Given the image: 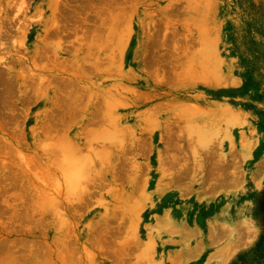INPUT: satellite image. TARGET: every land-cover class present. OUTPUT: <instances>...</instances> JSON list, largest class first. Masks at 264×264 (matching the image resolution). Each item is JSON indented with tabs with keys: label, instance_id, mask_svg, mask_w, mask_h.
<instances>
[{
	"label": "rangeland",
	"instance_id": "374dc122",
	"mask_svg": "<svg viewBox=\"0 0 264 264\" xmlns=\"http://www.w3.org/2000/svg\"><path fill=\"white\" fill-rule=\"evenodd\" d=\"M0 90V264H264V0H0Z\"/></svg>",
	"mask_w": 264,
	"mask_h": 264
},
{
	"label": "bare ground",
	"instance_id": "6f19581e",
	"mask_svg": "<svg viewBox=\"0 0 264 264\" xmlns=\"http://www.w3.org/2000/svg\"><path fill=\"white\" fill-rule=\"evenodd\" d=\"M60 1H61V0H60ZM19 2H21V1H19ZM57 2H58V1H56V3H57ZM22 3H23V2H22ZM22 3H21V4H22ZM23 5H24V4H23ZM56 5L58 6L59 4H56ZM26 10H27V9H26ZM55 10H56V9H55ZM54 13H55V12H54ZM118 22H120V21H118ZM109 24H110V23H109ZM112 27H113V26H112ZM105 28H106V27H105ZM117 28H118V27H117ZM202 30H203V29H202ZM116 31H117V30H116ZM23 32H25V31H23ZM105 32H106V31H105ZM202 32H203V31H202ZM126 33H127V32H126ZM203 33H204V32H203ZM105 34H106V33H105ZM119 34H120V33H119ZM114 35H115V34H114ZM115 37H116V36H115ZM124 37H126V35H125ZM41 39H42V38H41ZM198 39H199V38H198ZM21 40H22V38H21ZM105 40H106V39H105ZM125 40H126V39H125ZM98 41H99V40H98ZM210 41H211V40H209V42H210ZM207 42H208V41H207ZM211 42H212V41H211ZM120 43H121V42H120ZM207 44H208V43H207ZM196 53H197V52H196ZM209 54H210V53H209ZM216 70H217V69H216ZM100 72H101V71H100ZM124 74H125V72H124ZM116 75H117V74H116ZM122 75H123V74H122ZM123 76H124V75H123ZM1 82H2V81H1ZM122 86H123V85H122ZM3 87H4V86H3ZM0 91H1V90H0ZM8 91H9V90H8ZM6 92H7V91H6ZM2 93H3V90H2ZM9 94H11V93H9ZM198 96H199V95H198ZM201 97H202V96H201ZM7 99H9V98H7ZM204 99H205V98H204ZM212 104H213V103H212ZM193 105H194V104H193ZM197 105H198V104H197ZM213 106H214V105H213ZM220 106H221V105H220ZM193 107H194V106H193ZM199 107H201V106H199ZM202 107L204 108V105H203ZM205 107H206V106H205ZM223 108L225 109V107H223ZM223 108H222V109H223ZM115 109H116V108H115ZM206 109H208V108H206ZM211 109H212V108H211ZM213 109H214V108H213ZM218 109H219V108H218ZM220 109H221V108H220ZM226 109H228V107H226ZM197 110H198V109H197ZM197 110H196V111H197ZM201 110H202V109H201ZM115 111H116V110H115ZM207 111H208V110H207ZM197 112H198V111H197ZM231 112H232V110L230 111V113H231ZM115 113H117V112H114V114H115ZM198 114H199V113H198ZM119 115H120V114H119ZM192 115H194V114H192ZM199 116H200V115H199ZM118 117H120V116H118ZM214 117H215V116H214ZM200 118H201V117H200ZM220 118H221V117H220ZM198 119H199V118H198ZM216 119H217V118H216ZM224 119H225V118H224ZM228 119H230V118H228ZM81 120H82V119H81ZM81 120H80V121H81ZM102 120H103V119H102ZM106 120H107V118H106ZM86 121H89V120H86ZM110 121H111L112 124H113V119L110 120ZM221 121H223V120H221ZM89 122H90V121H89ZM198 122H199V121H198ZM208 122H209V121H208ZM86 123L88 124V122H86ZM108 123H109V122H108ZM212 123H213V121H212ZM212 123H211V124H212ZM110 124H111V123H110ZM112 124H111V125H112ZM79 125H80V124H79ZM82 125H83V124H82ZM85 125H86V124H85ZM85 125H84V126H85ZM212 126H213V125H212ZM111 129H112V128H111ZM204 129H205V128H204ZM207 129H209V128H207ZM103 131H104V130H103ZM72 132H73V131H72ZM112 132H113V131H112ZM105 134H106V133H105ZM105 134H104V132H103V135H105ZM100 135H101V134H100ZM100 135H99V136H100ZM103 135H102V136H103ZM115 135H116V134H115ZM117 135H118V134H117ZM119 136H120V135H119ZM100 138H101V137H100ZM195 140H196V139H195ZM66 142H67V141H66ZM104 142H105V141H104ZM104 142H103V143H104ZM115 143H118V142H115ZM115 143H114V144H115ZM106 144H107V143H106ZM119 144H120V143H119ZM59 145H60V144H59ZM59 145H57V146H59ZM61 145H62V144H61ZM68 145H69V143H68ZM68 145H67V146H68ZM108 145H109V144H108ZM64 146H65V145H64ZM64 146H63V147H64ZM106 146H107V145H106ZM60 147H61V146H60ZM107 147H108V146H107ZM61 148H62V147H61ZM64 148H65V147H64ZM71 148H72V147H71ZM83 148H84V147H83ZM86 148H87V147H86ZM68 149H70V148H68ZM68 149H67V150H68ZM98 149H99V148H98ZM98 149H97V150H98ZM104 150H105V149H104ZM107 150H108V149H107ZM91 151H93V150H91ZM105 152H106V151H105ZM67 153H68V152H67ZM82 153H83V152H82ZM86 153H87V152H86ZM86 153H85V154H86ZM97 153H98V152H97ZM92 154H93V153H92ZM67 155H68V157H69L70 154H67ZM73 155H74V154H73ZM78 155H81V154H78ZM86 155H87V154H86ZM71 156H72V155H70V157H71ZM101 156H102V155H101ZM62 157H63L62 160H63V162H64V159L66 160V157L64 158V155H63ZM70 157H69V158H70ZM76 157H78V156H76ZM86 157H87V156H86ZM86 157H84V158H86ZM89 157H90V156H89ZM95 157H96V156H95ZM69 158L67 159V161L71 160L73 163H76V162L78 161V158H79V157L77 158V161H75L74 159H76V158H74V156H73L74 159H73V158H72V159H73L75 162H74L71 158H70V159H69ZM84 158H83V164H82V165L84 166V169H86V168H85V165H86L85 163H86V162L84 163V160H85ZM81 159H82V158H81ZM81 159H80V160H81ZM89 159H90V158H89ZM103 159H104V158H103ZM164 159H165V158H164ZM95 160H96V159H95ZM105 160H107V159H105ZM162 160H163V159H162ZM166 160H167V159H166ZM71 161H70V162H71ZM168 161H169V160H168ZM163 162H165V160H164ZM169 162H171V161H169ZM68 163H69V162H68ZM165 163H166V162H165ZM77 164H78V166H80V165H79V164H80L79 161L76 163V166H77ZM103 164H104V163H103ZM103 164H102V165H103ZM169 164H170V163H169ZM104 165H105V164H104ZM196 165H197V164H196ZM72 166L75 167V164L72 165ZM78 166L76 167V170L78 171V169H79V171L81 172L82 169H80V167H82V166H80V167H78ZM70 167H71V166H70ZM70 167H69V170H71ZM183 168H184V167H183ZM89 169H90V168H89ZM56 170H57V169H56ZM72 170H73V169H72ZM76 170H75V172H76ZM183 170H185V169H183ZM79 171H78V172H79ZM82 171H84V170H82ZM67 172H70V171H67ZM73 172H74V170H73ZM80 172H79V174H80ZM84 172H85V171H84ZM71 173H72V172H71ZM61 174H62V173H61ZM67 174H68V173H67ZM67 174H65V175L67 176ZM73 174L76 175L77 173H73ZM81 174L84 175L83 172H82ZM81 174H80V175L77 174V175H76V178H77V179H78V178L81 179ZM71 175H72V174H71ZM69 176H70V175H69ZM77 176H80V177H77ZM82 177H83V176H82ZM68 178H69V177H68ZM71 178H72V177H71ZM71 178H70V179H71ZM66 179H67V178H66ZM70 179H69V180H70ZM67 180H68V179H67ZM71 180H73V179H71ZM73 181H74V180H73ZM75 181H76V180H75ZM81 181H82V180H81ZM62 182H63V181H62ZM70 182H71V181H70ZM82 182H83V181H82ZM194 182H195V181H194ZM68 183H69V182H68ZM59 184H60V182H59ZM63 184H64V183H63ZM69 184H70V183H69ZM71 184H73V183L71 182ZM166 184H167V183H166ZM169 184H170V183H169ZM171 184H172V183H171ZM162 185H164V187H165V184H162ZM162 185H161V186H162ZM199 185H200V184H199ZM63 186H65V185H63ZM161 186H160V187H161ZM166 186H168V185H166ZM160 187H159V188H160ZM156 188H157V187H156ZM159 188H158V189H159ZM156 190H157V189H156ZM74 191H75V190H74ZM154 192H155V190H154ZM51 193H52V192H51ZM54 193H55V192H54ZM70 194H71V193H70ZM72 194H73V193H72ZM50 198H51V197H50ZM48 199H49V198H48ZM53 199H54V198H53ZM168 199H169V198H168ZM49 202H50V201H49ZM57 205H58V204H57ZM38 210H39V209H38ZM166 211H167V210H166ZM167 215H168V214H167ZM169 220H170V219H169ZM167 223H168V221H167ZM169 224H171V223H169ZM179 225H180V224H179Z\"/></svg>",
	"mask_w": 264,
	"mask_h": 264
}]
</instances>
